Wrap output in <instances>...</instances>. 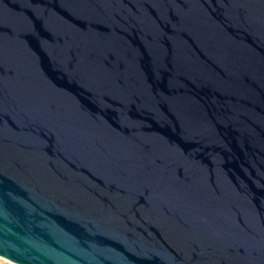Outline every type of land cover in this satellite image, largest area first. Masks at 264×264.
<instances>
[{"label": "water", "instance_id": "obj_1", "mask_svg": "<svg viewBox=\"0 0 264 264\" xmlns=\"http://www.w3.org/2000/svg\"><path fill=\"white\" fill-rule=\"evenodd\" d=\"M0 259L264 264V0H0Z\"/></svg>", "mask_w": 264, "mask_h": 264}, {"label": "rangeland", "instance_id": "obj_2", "mask_svg": "<svg viewBox=\"0 0 264 264\" xmlns=\"http://www.w3.org/2000/svg\"><path fill=\"white\" fill-rule=\"evenodd\" d=\"M0 264H10V263H8L7 261H5L3 259H0Z\"/></svg>", "mask_w": 264, "mask_h": 264}, {"label": "built area", "instance_id": "obj_3", "mask_svg": "<svg viewBox=\"0 0 264 264\" xmlns=\"http://www.w3.org/2000/svg\"><path fill=\"white\" fill-rule=\"evenodd\" d=\"M11 264V263H10Z\"/></svg>", "mask_w": 264, "mask_h": 264}]
</instances>
